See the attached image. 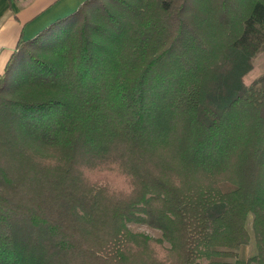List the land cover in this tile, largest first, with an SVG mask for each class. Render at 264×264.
<instances>
[{
	"label": "trees",
	"instance_id": "trees-1",
	"mask_svg": "<svg viewBox=\"0 0 264 264\" xmlns=\"http://www.w3.org/2000/svg\"><path fill=\"white\" fill-rule=\"evenodd\" d=\"M262 48L264 0H86L19 42L0 264H234L249 214L264 264V77L225 85L233 52Z\"/></svg>",
	"mask_w": 264,
	"mask_h": 264
},
{
	"label": "crops",
	"instance_id": "crops-1",
	"mask_svg": "<svg viewBox=\"0 0 264 264\" xmlns=\"http://www.w3.org/2000/svg\"><path fill=\"white\" fill-rule=\"evenodd\" d=\"M86 0H0V77L17 50L19 42H28L71 15ZM239 249L234 264H247L257 254L255 242Z\"/></svg>",
	"mask_w": 264,
	"mask_h": 264
},
{
	"label": "rangeland",
	"instance_id": "rangeland-1",
	"mask_svg": "<svg viewBox=\"0 0 264 264\" xmlns=\"http://www.w3.org/2000/svg\"><path fill=\"white\" fill-rule=\"evenodd\" d=\"M229 8H232L231 4H229ZM209 11L211 10L209 9ZM90 22H92V20ZM233 54H235V60L232 64V67H230L225 76V85H237L238 80H240L246 87H249L251 85H257L255 82L264 77V48L259 50L258 53H256L249 60L246 59V57L242 53L233 52ZM219 188L222 192H230L235 189L234 186L227 182L221 183L219 185ZM127 227L134 234L144 235L151 238H161V233L159 231L152 229L142 223L129 222L127 223ZM246 228L248 230L250 238L253 242H255V238L252 231L251 214H249L247 218ZM164 245L168 247L166 243H164ZM200 264H207V262L201 261Z\"/></svg>",
	"mask_w": 264,
	"mask_h": 264
}]
</instances>
